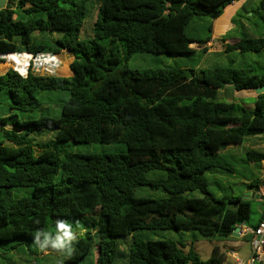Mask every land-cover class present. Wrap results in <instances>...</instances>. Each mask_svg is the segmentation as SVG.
Returning a JSON list of instances; mask_svg holds the SVG:
<instances>
[{
	"label": "trees",
	"instance_id": "trees-1",
	"mask_svg": "<svg viewBox=\"0 0 264 264\" xmlns=\"http://www.w3.org/2000/svg\"><path fill=\"white\" fill-rule=\"evenodd\" d=\"M234 1L6 0L0 56L65 51L72 62L68 77L0 74V244H9V252L25 246L38 264L43 252L33 243L36 232L55 233L57 220L76 219L83 225L72 227L83 235L61 264H223L217 246L200 258L194 233L225 238L264 219L262 212L249 225L250 201L221 179L239 178L251 191L261 187L264 151L236 158L224 150L264 135V93L252 109L219 95L225 87L264 86V70L202 68L201 59L194 67L132 70L127 62L141 53L187 61L205 54L213 21ZM95 7L91 37L81 40ZM248 12L238 16L249 20ZM251 13H264V0ZM200 26L204 36L196 34ZM223 52L264 53V36L244 31ZM45 92L64 96L59 115L31 117ZM40 132L55 135L33 142ZM70 143L122 144L126 151L70 153L64 149ZM159 232L178 239L150 236Z\"/></svg>",
	"mask_w": 264,
	"mask_h": 264
},
{
	"label": "rangeland",
	"instance_id": "rangeland-1",
	"mask_svg": "<svg viewBox=\"0 0 264 264\" xmlns=\"http://www.w3.org/2000/svg\"><path fill=\"white\" fill-rule=\"evenodd\" d=\"M252 4H255V1L251 2ZM97 8L95 7L92 9L91 13L87 17V19L84 22L80 39L84 40L89 37H91V29L92 25L95 21ZM242 14V13H241ZM247 16H249L250 21L248 20V24H251L252 28L248 29L246 31L243 27L236 28V31L239 34H242L244 31L247 32V34H255V37H259L264 35V16H258L256 14H252L251 12L247 13ZM258 24L260 26L259 33H253V24ZM199 25V24H197ZM192 29L189 28V32ZM196 34L200 36H204L205 32L201 30V26L196 29ZM252 32V33H251ZM236 34L235 32L230 34L229 36H233ZM214 36L215 32L213 33ZM214 42L217 41L216 38H213ZM224 46V45H223ZM221 46L220 42L215 44V48H223ZM190 47L196 49V46L194 44H191ZM231 56L232 54H228ZM251 55V54H249ZM250 58L254 60V62H251ZM250 58H248V62L253 64L254 67H256L257 73L261 72V68H258V62L260 61L264 63V54L262 55H251ZM201 59V63L199 66H202V55L197 53L192 60H183L182 58H172L165 55H153V54H135L133 57L127 62V66L129 69L135 70V69H149V68H165V67H174V66H189L194 67V65L197 63L198 60ZM212 62L214 64H221L220 59L213 55L212 56ZM72 62V56L62 51L57 55L49 56V55H40L35 58H33L31 55L28 54H10V55H4L0 56V64L4 65L2 67L3 69H0V74L5 73L9 69H13L20 73L21 75H26L28 71H32L36 75H53V76H62V77H68L71 75L69 66ZM223 63L225 64V58H223ZM246 91L238 92L237 94H231L229 92L222 91L219 95L220 100H223L225 102H231L235 101L240 104H243L244 106H249L253 103L252 99L244 98L242 94ZM46 97L45 100H41L40 106L38 109L34 112H32L30 115L31 117H38L40 115L48 114L50 116H58V110H59V104L63 100V95L58 93H43ZM39 97V96H38ZM55 135L54 132L49 133H38L33 134L31 137L33 139V142L35 143H43L47 142L50 139L53 138ZM66 152L70 153H80V154H102V153H123L126 151V148L122 144H97V143H82V144H67L64 148ZM253 149L257 151H264V137H250L248 138L242 145H229L225 148L224 151H227V153H232L236 158H239L246 150ZM59 179V175L54 179V182ZM222 183L224 185L228 183L227 186H230L232 188L233 194L236 196L242 195V199L246 194L247 188L239 184L238 182L240 179L238 178H229L224 179L222 178ZM261 187H264V179H262ZM25 192H21L20 195L24 194ZM253 193V191H251ZM260 191L254 193V196L246 199L250 201V219H249V225H254L260 216L262 215V212H264V198H259ZM68 222H70L72 225H83L82 220H76V219H64ZM77 221V222H76ZM76 232L77 237L79 235H83V233L79 230L74 228L73 229ZM49 231H52V228L49 229ZM194 233V232H193ZM193 233H187L192 235ZM196 240L193 243V250L200 256L202 260H206L212 251V248L217 246L221 253L224 254L225 260L223 264H230L234 263L235 258L232 257V253H236V256L238 259L242 261H246L249 257V251L250 246L249 242L246 238H232L230 237H212L210 239H203L199 237V235L195 232ZM154 239H161V238H169V239H178V236L175 233H169V232H159L155 235H150ZM187 248L190 246V243L187 242ZM9 244L4 243L0 244V264H6V261L11 260L15 262L16 264H32L33 257H30L26 247L18 248L15 251L9 252L6 249V246ZM185 249V251L187 250ZM68 255H61L57 253L54 250H51L49 253L47 251L43 252L41 255L37 256V262L38 264H61L62 261L67 257Z\"/></svg>",
	"mask_w": 264,
	"mask_h": 264
},
{
	"label": "crops",
	"instance_id": "crops-1",
	"mask_svg": "<svg viewBox=\"0 0 264 264\" xmlns=\"http://www.w3.org/2000/svg\"><path fill=\"white\" fill-rule=\"evenodd\" d=\"M252 1H255V4H252L251 3ZM258 1L259 0H237V1H234L224 9V12L222 13V15L220 17H218L217 19H215L213 21L212 38L205 46L206 52H205V54L202 55L203 65L199 66V67L207 68V67L217 65V64H214L212 62L213 61L212 60L213 55L217 56L220 59L221 64H219V65H225V64H222L223 58H225L226 66L233 65V66L237 67L241 64H244V65L251 64L248 62V58H250V56L252 54L251 55H249V54L241 55L237 52L224 53L223 52V48H224L223 45H225L227 43L231 44V43L235 42L241 36V34H239L236 31V28H240L239 24H242V26L245 28L246 31H248V29L252 28V26H250L251 24H248V20L242 19L238 15L241 13L243 14L244 11H250V12L256 11V6L258 4ZM256 15L264 16V13H256ZM249 21H250V19H249ZM253 26H254L253 27V29H254L253 33L258 34L260 26L256 23L253 24ZM214 32H215L216 36L213 35ZM234 32L236 34H234L233 36H229L230 34H232ZM250 35L255 36V34H250ZM262 36H264V35H262ZM213 38H216L217 41L214 42ZM218 42H220V44H221V46H223V48H219V49L215 48V44H217ZM196 49L199 51V48H196ZM197 53L198 52H196V54ZM228 54H232V55L229 56ZM262 54H264V53L253 54V55H262ZM252 59L250 58L251 62H254V60H252ZM257 62L259 65L258 68H261V71L264 70V63H262L260 61H257ZM251 65L253 66V64H251ZM225 90L231 94H237L238 93L236 91H233L230 87H225V89L221 90L220 93L222 91H225ZM242 96L244 98H249V99L253 100V103L248 106V108L252 109L254 106V100H255V96H256L254 91H246L242 94ZM256 137H264V135H260V136H256ZM259 174L260 175L264 174V161H262L260 164ZM259 189H260L259 198L262 199V198H264V187H260ZM242 225H240V226H242ZM245 227L252 228V227H250V226L248 227L246 225H245ZM231 236H232V238H246L248 240L249 246H250L251 236L249 234H246L243 237H239L238 235L237 236L231 235ZM249 256H250V251H249ZM232 257L235 258L234 263L237 261H242V260L238 259V257L236 256V253H232ZM242 262H245V261H242ZM234 263H230V264H234Z\"/></svg>",
	"mask_w": 264,
	"mask_h": 264
},
{
	"label": "clouds",
	"instance_id": "clouds-1",
	"mask_svg": "<svg viewBox=\"0 0 264 264\" xmlns=\"http://www.w3.org/2000/svg\"><path fill=\"white\" fill-rule=\"evenodd\" d=\"M76 241L77 235L72 224L66 220H57L55 222V233L39 230L35 234L33 243L41 252L51 249L61 255L71 256L74 251L73 244Z\"/></svg>",
	"mask_w": 264,
	"mask_h": 264
},
{
	"label": "built area",
	"instance_id": "built-area-1",
	"mask_svg": "<svg viewBox=\"0 0 264 264\" xmlns=\"http://www.w3.org/2000/svg\"><path fill=\"white\" fill-rule=\"evenodd\" d=\"M264 179V174L261 175ZM249 234L250 240V256L247 261H237L234 264H264V219L256 228H247L243 224L237 233L239 237Z\"/></svg>",
	"mask_w": 264,
	"mask_h": 264
},
{
	"label": "water",
	"instance_id": "water-1",
	"mask_svg": "<svg viewBox=\"0 0 264 264\" xmlns=\"http://www.w3.org/2000/svg\"><path fill=\"white\" fill-rule=\"evenodd\" d=\"M6 3H7L6 0H0V10H3V9L5 8ZM253 91H254V93H255L256 95H258V94H262V93H264V86H261V87L255 88ZM259 191H260V189H259L258 187H255V188L253 189V193H251V190H250L249 188H247V190H246V194H245V196L243 197V199H244V200L249 199V198H251V197L254 196V193L259 192ZM239 230H240V227H239V226L236 227V228L233 230L232 235L237 236V233L239 232Z\"/></svg>",
	"mask_w": 264,
	"mask_h": 264
}]
</instances>
